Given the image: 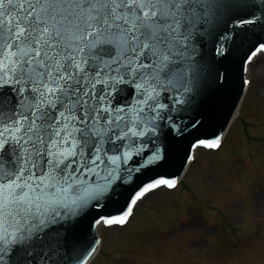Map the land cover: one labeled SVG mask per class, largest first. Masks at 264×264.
<instances>
[{"label":"snow or ice","instance_id":"snow-or-ice-1","mask_svg":"<svg viewBox=\"0 0 264 264\" xmlns=\"http://www.w3.org/2000/svg\"><path fill=\"white\" fill-rule=\"evenodd\" d=\"M250 7L249 0H0V264L12 256V264H31L32 243L44 239L41 264H83L46 230L89 204L100 207L134 156L145 164L161 158L159 130L165 122L179 130L174 114L186 111L199 84L200 47L217 40L220 53L221 23L256 22L250 11L249 19L237 15ZM260 7L264 18V0ZM219 144L217 136L192 147ZM176 183H144L122 215L97 222L123 224L139 199Z\"/></svg>","mask_w":264,"mask_h":264},{"label":"rangeland","instance_id":"rangeland-1","mask_svg":"<svg viewBox=\"0 0 264 264\" xmlns=\"http://www.w3.org/2000/svg\"><path fill=\"white\" fill-rule=\"evenodd\" d=\"M236 118L215 149L198 148L180 182L99 225L89 264H264V52L246 71Z\"/></svg>","mask_w":264,"mask_h":264},{"label":"water","instance_id":"water-1","mask_svg":"<svg viewBox=\"0 0 264 264\" xmlns=\"http://www.w3.org/2000/svg\"><path fill=\"white\" fill-rule=\"evenodd\" d=\"M249 4L254 7L242 10L237 15L249 19L247 12L250 11L256 17V22L234 25L232 19L225 18L218 29L220 35H227L222 51L217 53L216 48L220 47V44L213 39L206 40L200 47L202 67L199 84L194 88V92L189 94L192 95V102L186 111L174 114L179 130L169 128L167 122L159 130L160 139L156 146L160 149L161 158L151 164H145L140 156H134L127 165V169L131 171H126L121 175V179L113 182L108 192L101 198L100 207L94 203L89 204L75 215L58 221L46 230L57 235V242L63 251L78 256L83 264H87L98 249L97 226L101 223L118 224L103 221L98 223L100 217L122 215L131 203V196L144 183L158 178L178 181L190 164L195 150L210 148L205 145L193 148L196 140H213L217 136L220 137V141L222 140L246 89L245 74L247 64L250 62L249 57H253V53H257L256 48L264 43L261 0H249ZM145 152L148 153L147 148ZM144 159H147V156ZM68 195L71 198L76 193ZM46 242L44 239L32 243L31 247L36 251L29 256L31 264H41ZM15 260L16 257L12 256L10 264Z\"/></svg>","mask_w":264,"mask_h":264},{"label":"bare ground","instance_id":"bare-ground-1","mask_svg":"<svg viewBox=\"0 0 264 264\" xmlns=\"http://www.w3.org/2000/svg\"><path fill=\"white\" fill-rule=\"evenodd\" d=\"M255 58H256V55L251 59V61H250V62L248 63V65H247V67L250 65V63H251ZM237 114H238V109L236 110V112H235V116H234L233 119L236 118ZM196 150H197V149H196Z\"/></svg>","mask_w":264,"mask_h":264}]
</instances>
